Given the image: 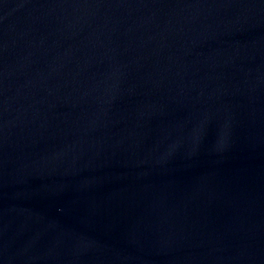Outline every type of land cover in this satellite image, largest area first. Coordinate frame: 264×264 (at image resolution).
Wrapping results in <instances>:
<instances>
[{"label":"water","instance_id":"water-1","mask_svg":"<svg viewBox=\"0 0 264 264\" xmlns=\"http://www.w3.org/2000/svg\"><path fill=\"white\" fill-rule=\"evenodd\" d=\"M0 264H264V0H0Z\"/></svg>","mask_w":264,"mask_h":264}]
</instances>
